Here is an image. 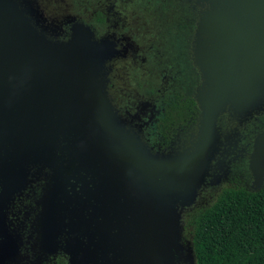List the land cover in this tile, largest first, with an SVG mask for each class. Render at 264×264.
Instances as JSON below:
<instances>
[{
  "label": "water",
  "instance_id": "water-1",
  "mask_svg": "<svg viewBox=\"0 0 264 264\" xmlns=\"http://www.w3.org/2000/svg\"><path fill=\"white\" fill-rule=\"evenodd\" d=\"M13 1L0 0V120L5 121L15 107L23 110V119L17 141L8 148L10 136L0 128V215L21 187L20 160L37 159L57 148L60 155L55 161L68 172L65 184L70 179L82 183L83 205L88 210H114L119 234L107 264H175L178 219L172 206L162 204L161 172L190 164L189 197L194 172L216 152L217 116L225 110L248 116L264 106V0H208L195 31L196 64L206 80L196 95L201 110L200 147L197 141L195 155L158 162L142 155L135 143L114 135L94 67L111 54L110 49L93 43L90 30L81 25L73 26L67 43L53 42L29 25ZM38 105L79 113L83 130L56 128L46 137L33 132ZM36 143H45L38 156L32 148ZM250 166L255 185L263 187L264 132L257 139ZM58 179L54 176L57 185ZM0 233L1 264H17L18 244L7 233L1 216ZM128 233L134 238L131 244ZM90 248L82 261L97 264L96 245L93 255Z\"/></svg>",
  "mask_w": 264,
  "mask_h": 264
},
{
  "label": "flooded vegetation",
  "instance_id": "flooded-vegetation-1",
  "mask_svg": "<svg viewBox=\"0 0 264 264\" xmlns=\"http://www.w3.org/2000/svg\"><path fill=\"white\" fill-rule=\"evenodd\" d=\"M14 1L27 16L29 25L52 41L54 38L66 40L73 23L86 24L88 15L96 25H103L102 10L87 14L85 9L80 15L67 9L64 14H52L41 5L49 0ZM119 1L125 7L121 13L126 18L128 31L125 25L116 24L112 42L101 46L115 55L107 87L113 106L128 120L145 122L146 128L141 133L150 135L149 142L162 148H172L179 136L194 131L196 142L201 111L191 90L201 83V78L195 65L193 42L197 21L209 1ZM133 1L137 5L131 12L127 5ZM144 18L147 19L143 30L146 34H142L139 26ZM263 115L264 110L250 116L225 110L217 116L219 141L213 155L215 171L224 166V161L218 160L230 159L233 153L237 155L241 131L258 123ZM59 155L57 148H51L44 155L41 153L40 158L20 160L21 187L13 194L17 221L7 222V233L18 244L17 259L21 256L27 263L85 264L82 260L88 245L92 255L96 245V263L107 264L119 234L114 210L108 207L106 211L103 207L88 210L83 205L80 179H70L74 182L69 180L65 184L68 172L55 161ZM81 168L79 178L84 176ZM54 176H58L60 184H56Z\"/></svg>",
  "mask_w": 264,
  "mask_h": 264
},
{
  "label": "rangeland",
  "instance_id": "rangeland-1",
  "mask_svg": "<svg viewBox=\"0 0 264 264\" xmlns=\"http://www.w3.org/2000/svg\"><path fill=\"white\" fill-rule=\"evenodd\" d=\"M41 5L45 9V11H47V13L52 12V14H64L66 13L67 9H70V11H72V13L74 14L80 15L84 14L85 9L87 10V14L102 10V27L96 25V22L93 21L94 18L89 15L87 17L86 24L73 23V26L81 25L89 29L91 32L93 43L97 44L98 46L107 45L112 42L113 31L116 24L125 25L124 29L128 31L126 18L121 13V9H124L125 7L119 0H117L116 2L114 0H98V4L96 3V0H49L43 1ZM136 5L137 4L133 1L132 3L128 4L127 7L129 6V9L132 12V9ZM119 12L120 14H117ZM136 13L138 15L140 12L138 11ZM145 21H147L146 18L142 19V21L139 23V26H142V34H146V31H143L145 27ZM197 24L195 30L197 28ZM71 35L72 33H70L66 37V40L59 41L54 38L53 42L67 43L70 40ZM136 39L139 38H134L135 41ZM193 44L195 45L194 42ZM111 54L103 60L99 61L98 65L96 64L94 65V67L97 80L103 85L104 98L111 114L114 135H116L123 141L135 143L140 149L142 155H144L145 157H153L157 162L161 159H177L182 156L190 157L195 155V146L197 144V141L198 147H200L201 143L199 137L195 142V131L179 136V139L176 141L175 145L172 148L165 149L157 144L149 142L150 135L141 133V129L146 128V126L144 125L145 122H137L135 118H131V120H128L115 109L107 91L109 83V72L111 69L110 65L112 59L115 57V55ZM195 65L197 66L198 72L200 74L201 83L195 88L192 87L193 89L191 90V93L194 100H196L198 91L206 83L200 67L196 64V58ZM84 76L88 77L86 72L84 73ZM119 77L123 80L122 74H120ZM122 82L123 81H121V83ZM84 84L86 85L87 83L84 82ZM208 98L212 99L213 97L208 96ZM237 103V99H234L233 105H237ZM263 110L264 106L257 110H253L248 116L255 113H260ZM22 119L23 110L15 107L10 110L9 117L5 121L0 120V128L5 131L6 135L10 136V142L6 143V148H8L7 146L9 145L12 146L14 142L17 141ZM82 123L83 120L80 114L77 112L67 109H61L58 107L38 105L35 108L32 131L34 132L38 130V133L40 132L44 137H46L47 133L49 134V131L51 129L54 131L56 128L66 129L62 127H67L70 128L71 131L78 129L83 130ZM263 132L264 115L261 117L258 123L252 125L250 124L244 129V131H241V137L237 145V155L233 153L230 159L225 158L224 160H218L222 163L224 161L223 168H220L219 170L215 171V169H213L215 167L213 163L216 160L214 159L215 157L213 155H209L206 161L201 164V167H198L197 171L194 172V175L192 177L194 180V186L190 191L189 197L188 191L190 189V183L192 181L190 178L192 166L190 164H182L179 170H163V172H161L158 187L162 193L159 190L158 192L162 200V204L168 207L172 206L176 212L178 219V225L176 229L177 231L175 234L177 245V254L175 255L174 260L175 264H195L192 248V233L194 229L195 218L198 213L215 202L221 190L231 187H240L250 191H257L262 187V185H255L254 174L251 170L250 162L256 148L257 139ZM191 134H193L192 137ZM44 145L45 143H43L41 146L36 143L32 147L34 148V153L37 156L39 155ZM70 182L73 183L74 181L70 180ZM181 197L184 199H182ZM177 198L179 199L176 201V203H174V200ZM15 201L16 197L15 195H13V197H11L8 201L6 208L4 207L2 209L0 216L2 218V221L5 223L6 228L7 222L17 221V208H15L17 206ZM128 238L129 244L133 243L134 238L131 233H128ZM1 241L2 237L0 233V243ZM16 263L42 264V262L39 261L38 263H27L25 261V258L21 256L20 258H18Z\"/></svg>",
  "mask_w": 264,
  "mask_h": 264
},
{
  "label": "trees",
  "instance_id": "trees-1",
  "mask_svg": "<svg viewBox=\"0 0 264 264\" xmlns=\"http://www.w3.org/2000/svg\"><path fill=\"white\" fill-rule=\"evenodd\" d=\"M192 248L195 264H264V185L224 189L197 214Z\"/></svg>",
  "mask_w": 264,
  "mask_h": 264
}]
</instances>
